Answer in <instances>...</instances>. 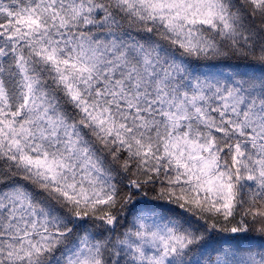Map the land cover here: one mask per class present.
<instances>
[{
    "label": "snow or ice",
    "instance_id": "obj_1",
    "mask_svg": "<svg viewBox=\"0 0 264 264\" xmlns=\"http://www.w3.org/2000/svg\"><path fill=\"white\" fill-rule=\"evenodd\" d=\"M0 264H264V0H0Z\"/></svg>",
    "mask_w": 264,
    "mask_h": 264
}]
</instances>
